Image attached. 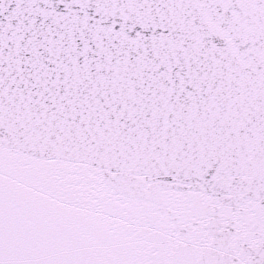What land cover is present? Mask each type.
Segmentation results:
<instances>
[{"label":"snow or ice","instance_id":"1","mask_svg":"<svg viewBox=\"0 0 264 264\" xmlns=\"http://www.w3.org/2000/svg\"><path fill=\"white\" fill-rule=\"evenodd\" d=\"M0 264H264V0H0Z\"/></svg>","mask_w":264,"mask_h":264}]
</instances>
